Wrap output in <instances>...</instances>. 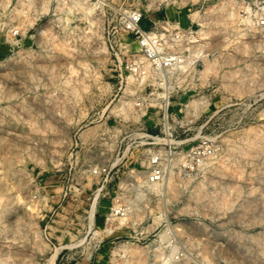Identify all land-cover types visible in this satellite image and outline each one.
<instances>
[{
	"label": "rangeland",
	"instance_id": "obj_1",
	"mask_svg": "<svg viewBox=\"0 0 264 264\" xmlns=\"http://www.w3.org/2000/svg\"><path fill=\"white\" fill-rule=\"evenodd\" d=\"M0 264H264V0H0Z\"/></svg>",
	"mask_w": 264,
	"mask_h": 264
},
{
	"label": "built area",
	"instance_id": "obj_2",
	"mask_svg": "<svg viewBox=\"0 0 264 264\" xmlns=\"http://www.w3.org/2000/svg\"><path fill=\"white\" fill-rule=\"evenodd\" d=\"M141 15H142V13H140V12H134L132 14L130 20L133 22V24H134L133 26L137 27L138 31H140L144 35V40L142 41V43L147 47V51L151 52L152 48L150 47L148 41L156 39L157 36H156V34H154V32H150V31L146 32V31L140 29V27L137 25V21L140 19ZM166 23L167 22H165V24ZM177 26H178L177 30H174V31H177V32L174 33V38L180 37V36H178L180 32H183V33L187 32L188 33V30H185V29L181 30L180 26L179 25H177ZM156 57H157V55H156ZM161 59L162 60H161L160 65H162L163 67H169L170 65H172L171 64L172 63L171 59H168L167 57H163ZM159 158H160V156H155L153 158L154 168H153V170L151 172V179L153 181H158L160 179V176L163 175L162 174L163 170L160 167V165L158 164Z\"/></svg>",
	"mask_w": 264,
	"mask_h": 264
}]
</instances>
